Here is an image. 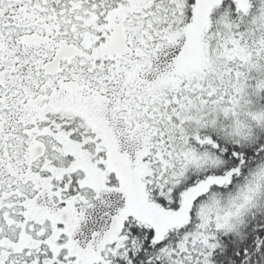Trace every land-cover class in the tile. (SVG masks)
<instances>
[{
    "label": "snow or ice",
    "instance_id": "obj_1",
    "mask_svg": "<svg viewBox=\"0 0 264 264\" xmlns=\"http://www.w3.org/2000/svg\"><path fill=\"white\" fill-rule=\"evenodd\" d=\"M0 264H264V0H0Z\"/></svg>",
    "mask_w": 264,
    "mask_h": 264
}]
</instances>
